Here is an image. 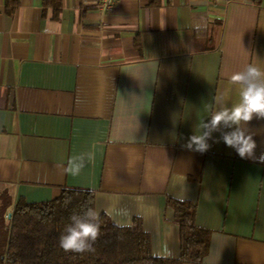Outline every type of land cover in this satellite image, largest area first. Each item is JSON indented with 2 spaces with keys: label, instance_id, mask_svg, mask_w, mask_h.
Returning a JSON list of instances; mask_svg holds the SVG:
<instances>
[{
  "label": "crops",
  "instance_id": "1",
  "mask_svg": "<svg viewBox=\"0 0 264 264\" xmlns=\"http://www.w3.org/2000/svg\"><path fill=\"white\" fill-rule=\"evenodd\" d=\"M264 69V0H0V196L47 201L93 193L118 226L135 219L154 256L177 258L168 200L195 205L209 231L200 264H264V118L248 122L254 158L219 131L185 147L205 104L231 106L246 64ZM230 129L223 128L222 131ZM94 152L79 175V154ZM191 264V263H186Z\"/></svg>",
  "mask_w": 264,
  "mask_h": 264
},
{
  "label": "trees",
  "instance_id": "2",
  "mask_svg": "<svg viewBox=\"0 0 264 264\" xmlns=\"http://www.w3.org/2000/svg\"><path fill=\"white\" fill-rule=\"evenodd\" d=\"M18 4L19 0H4L8 13ZM168 204L179 227L177 258L152 254L150 237L139 219L129 226H118L105 214L99 215L101 234L94 250L74 253L59 246V236L73 212L94 209L91 191L65 188L47 201L20 199L9 212L11 200L4 192L0 196V264H200L209 250V231L195 225L192 202L170 199Z\"/></svg>",
  "mask_w": 264,
  "mask_h": 264
},
{
  "label": "clouds",
  "instance_id": "3",
  "mask_svg": "<svg viewBox=\"0 0 264 264\" xmlns=\"http://www.w3.org/2000/svg\"><path fill=\"white\" fill-rule=\"evenodd\" d=\"M231 82L240 86L239 102L231 106L213 107L204 105L209 119L199 121L198 132L188 138L185 147L192 151L203 153L211 145L212 133L219 131L223 143L233 148L241 158H254L257 147L252 134L247 130V124L253 117L264 118V69L256 64H246L243 70L235 72L230 77ZM223 128L230 129L222 131ZM95 159L94 152L74 156L70 161L68 171L79 175L87 163ZM70 223L65 225L59 236V246L66 252L85 253L94 250V243L101 234L99 211L93 208L82 212H73L69 216Z\"/></svg>",
  "mask_w": 264,
  "mask_h": 264
},
{
  "label": "built area",
  "instance_id": "4",
  "mask_svg": "<svg viewBox=\"0 0 264 264\" xmlns=\"http://www.w3.org/2000/svg\"><path fill=\"white\" fill-rule=\"evenodd\" d=\"M99 8L103 11H111L118 0H97Z\"/></svg>",
  "mask_w": 264,
  "mask_h": 264
}]
</instances>
